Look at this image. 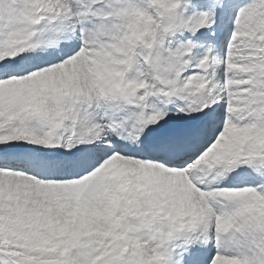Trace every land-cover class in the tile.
<instances>
[{"label":"snow or ice","instance_id":"obj_1","mask_svg":"<svg viewBox=\"0 0 264 264\" xmlns=\"http://www.w3.org/2000/svg\"><path fill=\"white\" fill-rule=\"evenodd\" d=\"M0 264H264V0H0Z\"/></svg>","mask_w":264,"mask_h":264}]
</instances>
